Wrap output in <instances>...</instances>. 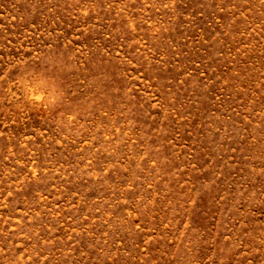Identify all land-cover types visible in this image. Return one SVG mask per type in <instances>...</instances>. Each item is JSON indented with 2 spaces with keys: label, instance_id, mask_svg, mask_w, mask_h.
I'll list each match as a JSON object with an SVG mask.
<instances>
[{
  "label": "rangeland",
  "instance_id": "rangeland-1",
  "mask_svg": "<svg viewBox=\"0 0 264 264\" xmlns=\"http://www.w3.org/2000/svg\"><path fill=\"white\" fill-rule=\"evenodd\" d=\"M0 264H264V0H0Z\"/></svg>",
  "mask_w": 264,
  "mask_h": 264
}]
</instances>
